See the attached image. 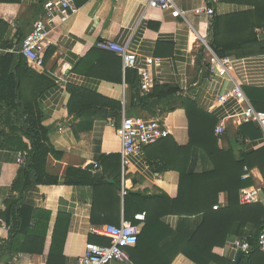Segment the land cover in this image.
I'll use <instances>...</instances> for the list:
<instances>
[{
  "label": "crops",
  "instance_id": "0c3cea01",
  "mask_svg": "<svg viewBox=\"0 0 264 264\" xmlns=\"http://www.w3.org/2000/svg\"><path fill=\"white\" fill-rule=\"evenodd\" d=\"M45 1L0 0V57L15 53V65L19 64L21 41L39 18ZM148 1L76 0L79 13L52 31V44L46 50L44 65L37 67L27 60L44 81H24V97L34 100L37 96L44 124L50 130V144L63 153L48 157L47 172L57 177L58 183L37 185L23 200L33 210L34 223L46 233L43 252H0V264H48L54 236L64 239V264H78L88 243L103 244L106 240L100 230L108 224L119 225L123 217L131 221L129 217L139 213L148 215L146 221L135 222L140 234L148 233L141 257L142 254L146 258L155 257L160 248L169 259L178 252L172 264H197L179 251L196 233L205 215L198 212L180 215L171 212L170 206L173 201L180 203L181 210L199 206L187 208L190 203L185 199L190 191L193 194L199 189L189 187L186 193L179 194L181 173H213L220 163L209 154L206 141L198 139L213 127L201 129L202 116L197 111L216 119L213 134L221 150L233 149L238 156L242 148L252 151L264 146V129L255 122L250 123L258 125L263 137L246 139L243 147L236 146L233 139L243 124L229 116L234 103L217 102V97L239 86L264 88V53L259 54V49L264 48V0H176L175 8L170 10L150 8ZM207 7L213 8V15L203 11ZM217 19H220L215 38L218 44L243 41L253 33L260 44L245 45L219 57L217 44L211 43ZM101 39L127 45L137 55V66L125 70L119 55L97 48ZM251 49L257 54L251 55ZM226 57L232 61L228 68L215 59ZM148 59L154 62L148 65ZM210 65L215 69H210ZM142 68L148 69L154 79L149 89L142 88ZM73 86L91 93L90 107L80 110L70 106ZM163 86L179 93L171 98H145L161 91ZM188 103H195L197 110ZM124 116L158 119L171 131L168 137L130 156L124 182L128 189L127 204V195L121 196V141L116 134ZM223 121L226 131L219 136L216 129ZM19 152L0 149V213L14 195L12 186L23 166L17 163ZM95 162L99 163L98 169ZM69 169L88 171L99 184L67 185ZM247 174L254 180L253 187L261 189L259 203L264 207V177L260 169L255 167ZM119 179L118 188L114 184ZM229 179L220 177L210 185L203 184L205 196L214 195L216 188L224 186L223 180ZM193 183L198 188L199 181L193 179ZM133 193L141 195L130 196ZM215 205L220 208L228 205L223 188L213 210ZM254 231V225H247L244 233ZM9 236L10 229L0 218V248ZM232 240L213 249L222 261L210 264H239L244 256L239 258V252L230 246ZM23 242L24 239H18V244ZM112 264L133 262L118 260Z\"/></svg>",
  "mask_w": 264,
  "mask_h": 264
},
{
  "label": "trees",
  "instance_id": "16d2710c",
  "mask_svg": "<svg viewBox=\"0 0 264 264\" xmlns=\"http://www.w3.org/2000/svg\"><path fill=\"white\" fill-rule=\"evenodd\" d=\"M214 37L211 42L216 45V51L219 57L227 56L229 51L242 49L243 46L260 44L256 33L243 41H234L227 44H218L216 35L218 34V26L220 19L214 23ZM217 26V29H216ZM220 46L222 49L220 50ZM264 53V48L259 49ZM251 49V55L253 53ZM263 52V53H262ZM241 57V54H238ZM16 54L5 53L0 57V149H12L16 151H27L28 157L25 165L21 167L15 179L12 189V195L6 201V208L0 213L1 220L10 229V236L4 241L0 252L9 251L12 254L17 252L38 253L41 254L44 249L46 233L43 228L38 227L32 219L33 210L23 204L26 193L37 185H51L58 183V178L50 175L47 172L48 157L50 155H61L63 152L57 151L50 144V130L44 124V113L38 103L37 96L34 100H26L22 91L24 81L33 80L40 81L42 78L28 65L25 57L20 55V62L16 66ZM41 81H44L41 80ZM243 89L251 103L257 110L264 111V88L257 86L244 85ZM72 95L70 106L74 109L77 107L88 108L92 105V100L89 97L91 93L80 87H71ZM161 91L148 94L145 98L156 97L171 98L179 93L177 89L163 86ZM91 103L86 105L87 102ZM189 107L197 110L195 103H188ZM197 114L202 116L199 120V127L209 129L207 133H202L199 140H205L210 146L208 150L213 159L217 160V168L213 173L207 172L203 174H188L180 172L179 194L186 193L189 187L196 190L192 194L189 192L187 203L195 206L194 210L179 209L180 203L173 201L171 212H177L180 215H188L194 212L203 213L205 219L199 226L198 230L184 247L179 252H182L188 258L192 259L197 264H210L222 259L215 254L213 249L216 246H224L229 240L235 237L246 238L251 244V252L244 255L239 264H264V253L262 252L258 239L260 233L264 230V207L261 203L241 204L240 191L243 188L254 185L252 177L244 178L243 176L251 169L258 167L264 177V146L246 151L240 149L238 156L233 153V149L223 151L218 146V139L213 134V129L216 124V119L210 114H204L197 111ZM86 122V119H81ZM93 120V119H92ZM90 120V123L91 121ZM193 134V133H192ZM196 136V135H194ZM263 137V132L255 123H245L240 126L238 136L233 139L236 146L243 147L246 139L257 140ZM247 167L248 171L245 170ZM229 180H223L224 186L216 188L214 195L205 196L203 187L206 183L210 185L222 177ZM96 176L90 172L81 169H69L66 177L67 185H86L90 184L97 186L99 181H96ZM193 179L199 181L198 188H195ZM222 181V179H221ZM115 186L120 187V179L116 181ZM223 190L228 195V205L219 210H213V205L217 202L219 192ZM206 189V188H205ZM264 193V189L262 190ZM139 193H133L130 196H140ZM181 198L180 196H178ZM126 204L129 201L128 195L125 198ZM127 206V205H126ZM141 210V209H140ZM192 211V212H190ZM148 217V215H146ZM146 217V219H147ZM132 223L139 222L132 215L129 217ZM145 219V221H146ZM247 225H254L255 231L246 235L244 230ZM43 230V231H42ZM43 237V240H42ZM24 239L23 244H18V239ZM148 238V233L141 232L138 242L135 246L127 248V252L133 264H172V258L178 254L176 251L172 257L167 258V252L158 248V254L155 257L144 254L141 257V250L145 239ZM103 244L110 242L105 238ZM64 239L53 237V242L50 247L48 264H64L65 257L63 254ZM148 259V260H146ZM224 259V258H223Z\"/></svg>",
  "mask_w": 264,
  "mask_h": 264
},
{
  "label": "built area",
  "instance_id": "2783aa9c",
  "mask_svg": "<svg viewBox=\"0 0 264 264\" xmlns=\"http://www.w3.org/2000/svg\"><path fill=\"white\" fill-rule=\"evenodd\" d=\"M176 0H149L148 7L161 10H170L175 8ZM209 15H213L212 7L203 9ZM79 13V7L76 0H47L43 5V11L35 21L30 32L23 37L18 52L25 57L34 66L42 67L45 62L46 50L51 46L52 31L61 24L67 23L72 17ZM204 43L208 45L207 40ZM97 48L111 51L119 55L123 62V68L131 69L137 66V55L130 51L127 45L118 43L110 39H101L96 43ZM225 68H228L231 61L230 57L223 59L215 58ZM159 61V60H157ZM216 61V60H214ZM153 59H148V65L153 63ZM216 65V64H214ZM210 69L215 66L210 65ZM143 84L142 88L149 89L154 83V79L148 69L142 68ZM217 102L221 105L227 102H233L232 112L229 115L239 124L250 122L258 123L264 129V111L257 110L247 98L244 90L239 86L232 92L217 97ZM224 122V121H223ZM216 129V133L222 136L226 131L224 122ZM171 131L163 125L158 119H144L141 117L124 116L121 124L116 127V134L121 141V165H122V188L121 196L128 195V189L124 186L125 176L129 170L130 156L143 151L151 144L168 137ZM28 152L21 151L17 156V163L25 165ZM95 169L99 168V163H94ZM245 170L248 171L247 167ZM249 172V171H248ZM249 177L248 174L244 178ZM261 189L256 187H246L241 190L240 202L242 204H251L259 202ZM215 205L214 209H219ZM138 221H145L146 214L139 213L135 215ZM101 235L110 240L107 244L90 242L86 245L85 254L80 258L78 264H112L114 261L129 262L130 257L127 248L136 245L140 235L139 226L126 220L124 217L119 225L108 224L99 231ZM260 248L264 249V230L260 233L258 239ZM234 250L248 255L251 252V244L248 239L237 237L232 240L230 245Z\"/></svg>",
  "mask_w": 264,
  "mask_h": 264
},
{
  "label": "water",
  "instance_id": "95a60500",
  "mask_svg": "<svg viewBox=\"0 0 264 264\" xmlns=\"http://www.w3.org/2000/svg\"><path fill=\"white\" fill-rule=\"evenodd\" d=\"M243 256H244L243 252H239V258H241Z\"/></svg>",
  "mask_w": 264,
  "mask_h": 264
}]
</instances>
